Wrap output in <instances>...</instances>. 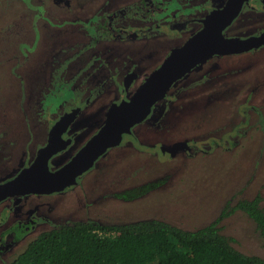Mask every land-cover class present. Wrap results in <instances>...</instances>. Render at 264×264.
Masks as SVG:
<instances>
[{
  "label": "rangeland",
  "instance_id": "1",
  "mask_svg": "<svg viewBox=\"0 0 264 264\" xmlns=\"http://www.w3.org/2000/svg\"><path fill=\"white\" fill-rule=\"evenodd\" d=\"M207 1L0 0V183L17 176L31 161L57 116L49 106L60 98L72 102L73 81L79 79L84 100L80 106L86 109L79 133L91 138L104 124L111 104L126 91L125 77L139 71L133 63H140L144 72L128 90V99L144 74L147 77L194 33L172 25L192 20L194 7ZM183 13L190 16L176 21ZM145 28L152 33L139 32ZM261 28L264 13L236 22L226 34L244 36ZM156 29L159 36L153 34ZM121 60L131 63L126 71L115 67L125 66ZM82 63L85 68L77 78L69 73L59 78L54 71L76 69ZM94 63L108 68L110 76L116 73V84L112 77L106 88V77H97L93 85L98 87L101 79V89L93 92L92 79L84 71ZM54 78L67 82L66 88L49 83ZM93 93L94 98H88ZM183 142L189 150L175 156L162 151L161 147L172 149ZM159 180L164 185L140 199L116 197ZM77 183L65 192L30 195L21 201L0 228V264L14 260L37 234L59 224L121 225L159 219L195 230L214 221L228 201L236 204L260 196L264 209V46L215 56L200 65ZM29 220L36 223L35 230L16 240L17 232L23 237L27 233L18 224ZM220 226L241 252L264 257V237L247 214L239 211Z\"/></svg>",
  "mask_w": 264,
  "mask_h": 264
},
{
  "label": "trees",
  "instance_id": "2",
  "mask_svg": "<svg viewBox=\"0 0 264 264\" xmlns=\"http://www.w3.org/2000/svg\"><path fill=\"white\" fill-rule=\"evenodd\" d=\"M106 33L103 28L102 34ZM164 183L163 180L148 183L116 197L124 201L140 199ZM261 204L260 196L236 204L228 201L214 221L195 230L159 219L121 225L92 221L59 224L37 234L7 264H264V257L237 249L220 226L240 211L248 215L264 237ZM22 235L17 232L15 239L19 241Z\"/></svg>",
  "mask_w": 264,
  "mask_h": 264
},
{
  "label": "water",
  "instance_id": "3",
  "mask_svg": "<svg viewBox=\"0 0 264 264\" xmlns=\"http://www.w3.org/2000/svg\"><path fill=\"white\" fill-rule=\"evenodd\" d=\"M245 2L227 0L222 8L209 13L202 21L201 29L173 49L129 99L108 109L104 124L70 162L51 171L49 160L57 154V145L50 144L38 151L27 168L0 185V205L11 198L55 194L72 187L109 149L120 146L134 127L150 117L154 107L167 97L171 89L200 65L215 56H231L262 48L264 32L245 39L225 35ZM180 150H189V145L183 142L175 144L172 149L162 147L163 152L172 156Z\"/></svg>",
  "mask_w": 264,
  "mask_h": 264
},
{
  "label": "flooded vegetation",
  "instance_id": "4",
  "mask_svg": "<svg viewBox=\"0 0 264 264\" xmlns=\"http://www.w3.org/2000/svg\"><path fill=\"white\" fill-rule=\"evenodd\" d=\"M226 1L227 0H211V1L208 0L205 3L203 2V3L198 4L197 7H194L193 6L194 7V12L196 13V14L194 13L193 19L192 20H188L187 19L186 20L187 22H184L183 23L182 20H184L187 16H190L189 14H184L183 13V15H182L181 18H178V17H175L174 16L176 18V21L180 20V22H182V23H180L179 25L178 24L172 25L171 28H173L174 26H176L177 29H175V30H178V31H180V30L188 31V29H189L190 32L193 31L194 33H196V32H198L201 29L202 23H203L202 21L207 17V15L209 13H211L213 10L217 9V8H222L225 5ZM207 3H209V4L207 5ZM262 13H264V0H246V2L243 5V8L241 10V13L236 18V20L233 22V24H235L238 21H247V20H249L251 18H254L256 15H259V14H262ZM241 19H243V20H241ZM155 24H157V23H155ZM233 24L231 26H233ZM160 25L161 24H158L157 27H159ZM229 28H227L226 31ZM226 31H225V35H226L227 38H240V39H245V38H249V37H253V36H259L260 34H262L264 32V28L258 29V32L257 31H255L253 33L252 32H248L244 36H237V37H234V36L230 35V33H228V32L226 34ZM139 32H141V33H143V32H149V28H145L144 31H143V29H140ZM119 33H121V34L122 33H125V31H121L120 30ZM149 33H152V32H149ZM153 34H156V35L159 34L160 35L161 33L156 29ZM159 35H157V36H159ZM137 36H138V32H137ZM139 39H141V38H139ZM258 50L259 49L252 50V51H258ZM231 56H234V55H231ZM165 58L162 59V61L159 63L160 65L165 60ZM122 61L123 60H121V62ZM129 61L130 60H128V62ZM123 62L125 63V66H122V67H120V65H118V64H115V67L117 66L119 68L117 71H119V70L126 71V69L130 68V64L131 63H127L125 61H123ZM137 63H133V67L135 68L137 66L138 69H139V71L136 72V74H130L128 77L127 76L125 77L124 89L126 91H123L122 94H121V96L116 100V101H119V102H116L117 104H119V103L123 102L124 100H127L128 99V95H127L128 94V90L133 86V84H134V82L136 80H140L139 79L140 78L139 77L140 76V73L141 72L142 73L144 72V70H141V68L139 67L140 63H138V64ZM82 67H84L83 66V63L81 64V66L77 67L76 69H71L70 70V68L67 66V68L65 67L61 71H59V68L54 69V71L57 73V75H59V78H62L66 73L71 74V76L73 78H77L76 76H79L81 74L79 72H82ZM86 69L87 70L84 71V74L85 75H89L90 78L92 79L91 88H92L93 92L100 91L99 90V89H101L100 82H102V81H104L102 83L103 86H105L106 88H107V86L110 87V83H111L110 81H111V78L112 77H114L113 78L114 80L112 79V82L116 84V81H117V79H116V73H115V76H112V75L110 76V74H108V68L107 69L106 68H103L101 64L100 65H98V64L96 65L94 63L92 66H89ZM52 72H53V70H52ZM120 73H121V71H120ZM101 76H105L106 79H104L102 81H101V79H99V85H98V87H95L93 85L94 82H97L98 83L97 77L101 78ZM145 76H146V74H144V78H143V80H141L142 82L146 79ZM115 79H116V81H115ZM57 81H59V79H55L54 78V79L50 80L49 83H52L53 86L57 85L58 87H60V89L61 88H63V89L66 88L67 85H65V84H67V82H65V84H63L62 82L60 83V81L59 82H57ZM142 82L139 83V86L142 84ZM59 84H61V85L59 86ZM71 84H74V85H71V88H72V90H74L75 97L72 98V102H71L70 99L60 98L61 99L60 102H58V103L55 102L56 104H51L49 106V110H50L51 114L53 112L52 109L57 110V114H56L57 116L56 117H52L54 119H52L53 121H51L52 124H51V128L49 130V133L47 134V136H45V138H43L40 141L38 147L35 149L34 153L31 156V159H30L31 161H29L28 165H25V167H23L24 169L27 168L35 160L38 151H40L43 148H47V146L50 145V144H54V145H57V151L58 152H57V154H55L54 156H52V158L49 160V168H50L51 171H56L59 168L63 167L68 162H70L75 157V155L84 147V145L88 142V140L90 139V137H89L90 135L89 136L87 135L85 137H83V136L81 137V135H80L81 133H79V128H81L80 127V124L82 125V127H84V125L82 124V121H81L82 120L81 117L84 116V112L86 110L85 107L83 108L82 106H80L82 104V102H84V100H82L81 99L82 96L79 95L80 92H81V91L79 92V79L77 78ZM50 87H52V86H49V88ZM105 89H103V90H105ZM103 90H102V92H103ZM89 92L90 91H88L87 93H89ZM123 93H124V95H123ZM90 96L91 97L93 96V98H94L95 94L93 93L92 95H88V98ZM42 101H44V98L41 97V102ZM86 101H88V100H86ZM69 105H71V106L68 107ZM112 105L113 104H111V106ZM106 116H107V113H106ZM83 122H86V121L83 120ZM90 129L91 128H88V130H90ZM82 138H83V140H82ZM81 140H82V143L80 142ZM15 177H13L12 179H14ZM12 179H10V180H12ZM78 179H77L75 185H73L72 187H75L76 188L79 185L77 183L78 182ZM10 180H8V181H10ZM8 181H6V182H8ZM1 184H3V182L0 183V185ZM72 187H70V188H72ZM66 190H64L63 192H65ZM36 196H38V195H36ZM26 197H28V196H23L22 198L21 197L11 198V199L6 200L5 202H3L0 205V220H2V223H0V228L3 226L2 224H3V221H5V218L8 219V217H10L12 211ZM2 205H4V206L2 207ZM35 224H33V221H31V220H29L27 222H23L22 221V222H20L18 224V226L21 229L24 228L26 230V232H27L26 235L24 237H22L21 239H24L30 233L31 230L32 231L35 230V228L37 226V225L34 226ZM15 227H16V225H15ZM16 230H17V228H16ZM3 239H4V236H3V238L2 237L0 238V247L1 248L3 247L2 244H1V242H2Z\"/></svg>",
  "mask_w": 264,
  "mask_h": 264
}]
</instances>
